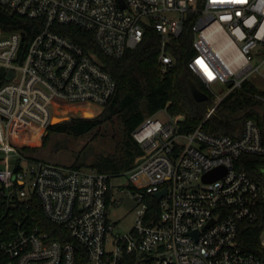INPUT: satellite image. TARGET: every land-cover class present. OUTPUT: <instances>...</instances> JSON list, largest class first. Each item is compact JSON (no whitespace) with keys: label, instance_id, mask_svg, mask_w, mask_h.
I'll return each mask as SVG.
<instances>
[{"label":"built area","instance_id":"obj_1","mask_svg":"<svg viewBox=\"0 0 264 264\" xmlns=\"http://www.w3.org/2000/svg\"><path fill=\"white\" fill-rule=\"evenodd\" d=\"M0 6L34 20L37 31L28 38L0 27V264H78L75 242L89 264H264V253L246 246L255 236L264 249V130L251 118L236 136L204 126L233 92L250 93L249 82L264 102V0H0ZM63 25L93 33L113 58L153 28L162 37L164 70L175 62L170 40L190 27L188 67L214 99L191 130L182 129L184 116L164 110L134 132L144 153L125 173L130 187L121 188L138 203L124 229L112 217L124 202L112 174L43 160L33 145L17 141L30 126L43 132L64 117L61 104L105 109L116 93L99 55L60 33ZM217 84L228 89L218 93ZM220 167V177L204 179ZM36 201L75 242L51 238L36 224Z\"/></svg>","mask_w":264,"mask_h":264},{"label":"trees","instance_id":"obj_2","mask_svg":"<svg viewBox=\"0 0 264 264\" xmlns=\"http://www.w3.org/2000/svg\"><path fill=\"white\" fill-rule=\"evenodd\" d=\"M34 20L10 14L0 6V27L7 32L24 30L28 38L37 31L33 30ZM58 31L80 43L87 52L99 55L104 68L111 73L117 83L116 93L108 101L104 111L97 117L102 108L88 105L61 104L62 115L71 117L49 126L50 133L70 134L76 137L84 136L94 129H101L106 124L122 125L123 147L120 156L101 157L90 168L112 175H122L134 168L136 159L144 153V149L134 137V132L148 118L161 111H167L171 116H184L181 120L182 129L187 131L197 127L204 121L208 110L213 106L214 99L207 87L190 71L188 62L194 54L193 35L191 28L179 37H173L168 44V51L173 55L174 65L164 70L160 61L162 37L155 29H148L143 41L134 49L128 50L121 58L107 56L95 43L94 35L74 25H63ZM190 80L209 95V99L198 102L190 87ZM1 84V81H0ZM250 93L233 92L217 108L216 113L209 118L204 126L214 134H229L236 136L241 132L247 119H255L264 130V102L254 96L259 89L253 83H247ZM91 117L86 118L80 116ZM30 134L17 137L19 144L39 145L41 129L32 125ZM33 132V133H32ZM44 138V142L48 141ZM32 152L36 149L31 148ZM252 162L261 163L257 157H249ZM84 164L75 163L74 168H83ZM255 174V169H250ZM264 213V211H263ZM35 222L48 231L51 238L63 242H75L69 232L62 226L51 223L44 215L39 201H36L32 211ZM78 264H89L85 249L76 243ZM247 248L262 254L255 236L247 242Z\"/></svg>","mask_w":264,"mask_h":264},{"label":"rangeland","instance_id":"obj_3","mask_svg":"<svg viewBox=\"0 0 264 264\" xmlns=\"http://www.w3.org/2000/svg\"><path fill=\"white\" fill-rule=\"evenodd\" d=\"M170 17H177L176 14H169ZM214 89L218 93L228 89L227 85L217 84ZM104 109L94 115L99 116ZM159 119L166 120V116L160 113L157 116ZM67 116L58 117L55 123L67 120ZM40 144L29 147L36 149L34 155L57 164L72 166L75 163L84 164V169H90V166L101 157L120 156L123 147V131L122 125L118 121L115 125L106 124L101 129H94L90 133L76 137L70 134L50 133L49 129L41 131ZM48 138L45 143L44 138ZM92 169V168H91ZM113 184L119 196L124 198L122 206L118 209H113L112 217L118 220V226L121 229L131 226L134 218V210L138 203L130 195L128 190L121 191L123 187H130V178L127 174L113 175Z\"/></svg>","mask_w":264,"mask_h":264},{"label":"water","instance_id":"obj_4","mask_svg":"<svg viewBox=\"0 0 264 264\" xmlns=\"http://www.w3.org/2000/svg\"><path fill=\"white\" fill-rule=\"evenodd\" d=\"M190 87H191V91L193 93V96L195 97V99L198 102H203V101H206V100L209 99L208 94L206 92H204L203 90H201L195 81L190 80ZM85 117L86 118H91V117H88V116H85ZM55 119H58V117L54 118V120ZM53 124H56V123L53 122ZM224 171H225V168H223V167L214 169L211 172L207 173L205 175L204 179L206 181H213V180L217 179L218 177H220L222 175V173H224ZM165 193H166L165 190L161 191V192L156 194V197L158 199H160Z\"/></svg>","mask_w":264,"mask_h":264},{"label":"bare ground","instance_id":"obj_5","mask_svg":"<svg viewBox=\"0 0 264 264\" xmlns=\"http://www.w3.org/2000/svg\"><path fill=\"white\" fill-rule=\"evenodd\" d=\"M68 118V117H67Z\"/></svg>","mask_w":264,"mask_h":264}]
</instances>
